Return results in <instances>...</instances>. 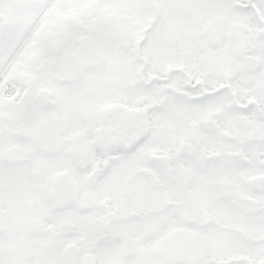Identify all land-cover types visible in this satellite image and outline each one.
Wrapping results in <instances>:
<instances>
[{"label":"snow or ice","instance_id":"6c2138e0","mask_svg":"<svg viewBox=\"0 0 264 264\" xmlns=\"http://www.w3.org/2000/svg\"><path fill=\"white\" fill-rule=\"evenodd\" d=\"M0 264H264V0H0Z\"/></svg>","mask_w":264,"mask_h":264}]
</instances>
